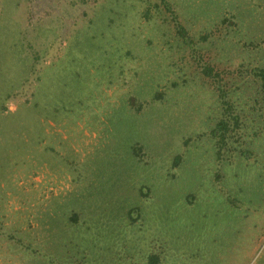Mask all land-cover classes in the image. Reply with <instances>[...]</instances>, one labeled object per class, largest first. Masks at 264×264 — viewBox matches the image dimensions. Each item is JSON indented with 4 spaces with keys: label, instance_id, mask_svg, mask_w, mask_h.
<instances>
[{
    "label": "rangeland",
    "instance_id": "1",
    "mask_svg": "<svg viewBox=\"0 0 264 264\" xmlns=\"http://www.w3.org/2000/svg\"><path fill=\"white\" fill-rule=\"evenodd\" d=\"M255 67L264 0H0V264H264Z\"/></svg>",
    "mask_w": 264,
    "mask_h": 264
},
{
    "label": "trees",
    "instance_id": "2",
    "mask_svg": "<svg viewBox=\"0 0 264 264\" xmlns=\"http://www.w3.org/2000/svg\"><path fill=\"white\" fill-rule=\"evenodd\" d=\"M162 2H164V0H162ZM202 73L205 76L211 78V80L214 83V85L216 84L217 80H220V73L214 72L212 68H206V69L202 70ZM250 74L258 82L259 90H260V93H261L262 98L264 100V68H259V67L252 68L250 70ZM215 89L218 92L219 98H224V95L222 94L223 90L218 88V87L217 88L215 87ZM221 101H222V104H223L224 107L229 105L230 108H231V105H230V103L228 101H226V100L225 101L221 100ZM233 119L235 120V126H237V123H236L237 118H233ZM217 129L218 130L223 129L225 132L228 130L227 126H226V123L224 121L222 122V124L220 123V124L217 125ZM230 130H232V129H230ZM214 132L215 131H213V133ZM224 135H226V134L224 133ZM223 139H224V137H223ZM149 262L152 264L154 262V258L150 257L149 258Z\"/></svg>",
    "mask_w": 264,
    "mask_h": 264
}]
</instances>
